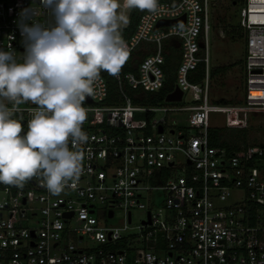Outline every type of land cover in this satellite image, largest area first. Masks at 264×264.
I'll return each mask as SVG.
<instances>
[{"label": "built area", "instance_id": "obj_1", "mask_svg": "<svg viewBox=\"0 0 264 264\" xmlns=\"http://www.w3.org/2000/svg\"><path fill=\"white\" fill-rule=\"evenodd\" d=\"M240 1L241 101L210 104L216 0L158 2L143 12L134 31L121 35L128 58L119 74L101 71L83 101L88 139L79 146V179L58 195L38 178L23 187L0 183V264H264V141L210 142L209 112H221L226 129H247L248 115L264 112V0ZM39 4L0 0V50L18 62L25 55L21 12ZM182 16V24L156 26ZM170 47L178 60L164 105L152 98L165 87ZM199 66L201 79L189 81ZM175 88L181 100L165 101ZM33 107L21 104L14 114L25 131ZM169 113H187L186 126L168 128ZM134 211L143 217L131 226ZM117 213L119 224L109 223Z\"/></svg>", "mask_w": 264, "mask_h": 264}, {"label": "clouds", "instance_id": "obj_2", "mask_svg": "<svg viewBox=\"0 0 264 264\" xmlns=\"http://www.w3.org/2000/svg\"><path fill=\"white\" fill-rule=\"evenodd\" d=\"M156 7L157 0H40L22 10L23 61L0 50V183L23 187L38 178L58 195L79 179V146L88 139L83 101L101 71L117 76L128 58L118 10ZM25 103L35 106L26 131L14 118Z\"/></svg>", "mask_w": 264, "mask_h": 264}, {"label": "rangeland", "instance_id": "obj_3", "mask_svg": "<svg viewBox=\"0 0 264 264\" xmlns=\"http://www.w3.org/2000/svg\"><path fill=\"white\" fill-rule=\"evenodd\" d=\"M120 3L122 4L123 0H120ZM241 6L242 2L240 0H216V4L211 10L213 25L208 34L211 71L217 67H226V70L221 73H216L212 78L209 91L210 104L221 105L223 103L222 100H230L232 101L231 103H238L242 99V60L245 56L243 31L238 29L233 30L230 26V24L234 26L238 25ZM118 11L126 16L127 23L129 9L121 8ZM227 20L230 24L227 23ZM220 30L223 31V37L220 36ZM189 97V95H186L185 100ZM161 102L164 105H170L163 100ZM136 116L142 119L144 115ZM156 116L161 118L163 114L157 113ZM208 116L211 128L220 131L223 140L228 144L239 145L264 141V112L250 113L248 115V128L243 137L235 136V134H241L245 131L244 129H226L224 127V115L221 112L211 111ZM186 120L187 113L181 115L169 113L166 116L168 128L178 129L179 126L184 127L187 124ZM97 209L100 208L98 207ZM98 213L96 211L95 215L98 216ZM142 217V211H134L131 226L140 224ZM108 222L113 225H118L120 222L118 213L113 219H108ZM130 232H135V229L130 230Z\"/></svg>", "mask_w": 264, "mask_h": 264}, {"label": "trees", "instance_id": "obj_4", "mask_svg": "<svg viewBox=\"0 0 264 264\" xmlns=\"http://www.w3.org/2000/svg\"><path fill=\"white\" fill-rule=\"evenodd\" d=\"M177 1L178 0H157V3L158 2L175 3ZM145 11L146 10H140L138 8L129 9L127 25L126 26H121V35L124 38H127L134 31L140 16ZM227 23L230 24L228 20H227ZM230 26H231V28L233 30L234 29L240 30L239 28H237V25L234 26V25L230 24ZM167 49H168V55H166V65H165L166 66V73H167V81H166L165 87L158 93V96L152 98V100L154 102L162 101L164 93L168 92L172 88L173 72H174V68H175L176 62L178 60V49L176 47H170V48H167ZM225 70H226V67L214 68L212 70V73H211L212 78L215 76L216 73H221V72H223ZM201 77H202V68L199 66L198 69L196 70V72L193 75H190L188 77V79L191 82H198L201 79ZM108 84H109L110 95H113V93L116 91V89H115V85H114L113 81L109 77H108ZM149 98H150V96H149ZM222 102L223 103H231L232 101H230V100H222ZM244 130L245 131H243L241 134H235V136H242V137L245 136L246 129H244ZM217 131L218 130H214V129L210 130V133H211L210 142L212 144L220 143L222 145H229L226 141L223 140V138L221 136L217 137V134H216ZM233 146L236 147L238 145H233Z\"/></svg>", "mask_w": 264, "mask_h": 264}, {"label": "water", "instance_id": "obj_5", "mask_svg": "<svg viewBox=\"0 0 264 264\" xmlns=\"http://www.w3.org/2000/svg\"><path fill=\"white\" fill-rule=\"evenodd\" d=\"M184 21V16L180 17V18H177V19H174V20H162V21H159L156 26L160 25V24H182ZM181 97H182V92L178 89V88H175L174 91L168 93L166 96H165V101H168V102H173V101H180L181 100ZM87 100L90 101V98L89 96H87ZM159 132L162 131V127L160 126L158 128ZM71 214V213H70ZM69 214V215H70Z\"/></svg>", "mask_w": 264, "mask_h": 264}]
</instances>
